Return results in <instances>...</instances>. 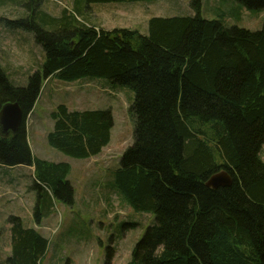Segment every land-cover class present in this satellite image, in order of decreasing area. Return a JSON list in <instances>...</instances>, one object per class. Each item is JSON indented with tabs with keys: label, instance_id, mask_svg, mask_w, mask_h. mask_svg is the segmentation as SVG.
<instances>
[{
	"label": "trees",
	"instance_id": "obj_1",
	"mask_svg": "<svg viewBox=\"0 0 264 264\" xmlns=\"http://www.w3.org/2000/svg\"><path fill=\"white\" fill-rule=\"evenodd\" d=\"M17 1L26 17L0 15V26L33 32L45 57L25 86L0 63V110L18 102L24 112L17 132H0V163L33 167L36 223L50 214L53 198L73 204L75 188L70 163L34 154L27 117L50 76L105 78L135 92L134 140L114 181L133 208L155 215L127 264H264V24L228 26L203 17L201 1L192 0L194 14L151 17L144 34L85 16L93 3L140 0H73V11L60 16L43 8L45 0ZM237 1L264 10V0ZM50 116L48 143L68 155L89 158L111 141L110 108L60 103ZM222 170L233 183L208 186ZM8 221V264H43L49 239L19 215ZM113 257L111 249L106 264Z\"/></svg>",
	"mask_w": 264,
	"mask_h": 264
},
{
	"label": "rangeland",
	"instance_id": "obj_2",
	"mask_svg": "<svg viewBox=\"0 0 264 264\" xmlns=\"http://www.w3.org/2000/svg\"><path fill=\"white\" fill-rule=\"evenodd\" d=\"M192 0H140L93 3L85 15L94 23L100 15L106 29L126 27L147 33L148 21L155 16L195 13ZM205 18L220 19L228 26L258 30L264 24V10H250L237 0H200ZM24 2V0H23ZM197 3V1H196ZM73 0H45L43 8L60 16L64 9L73 11ZM28 11L17 0L0 4V15L10 19L26 17ZM99 14V15H98ZM80 21L85 18L78 15ZM45 53L34 34L23 28L0 26V63L17 85H27L29 77L41 65ZM134 90L105 78L86 77L66 81L57 75L45 80L42 92L28 117L30 145L34 154L50 161H65L72 169L68 179L75 188L73 204L53 198L50 214L36 223L33 189L34 171L29 165L0 163V264H8L11 252V214L22 217L25 225L39 228L49 239L43 264H106L110 250L113 264H127L136 243L155 221L152 212L137 210L127 203L114 181V171L134 140V122L130 106ZM60 103L70 109L110 108L114 116L111 141L102 152L89 158L68 155L48 143L53 128L50 116ZM264 159V145L261 151Z\"/></svg>",
	"mask_w": 264,
	"mask_h": 264
},
{
	"label": "water",
	"instance_id": "obj_3",
	"mask_svg": "<svg viewBox=\"0 0 264 264\" xmlns=\"http://www.w3.org/2000/svg\"><path fill=\"white\" fill-rule=\"evenodd\" d=\"M24 121V112L22 106L18 102L6 103L0 110V132L8 135L17 132ZM233 183L231 175L222 170L213 174L207 185L213 188L220 186H229Z\"/></svg>",
	"mask_w": 264,
	"mask_h": 264
},
{
	"label": "crops",
	"instance_id": "obj_4",
	"mask_svg": "<svg viewBox=\"0 0 264 264\" xmlns=\"http://www.w3.org/2000/svg\"><path fill=\"white\" fill-rule=\"evenodd\" d=\"M99 15V14H98ZM100 17V15L99 16H97V23L98 24H101L103 27H106V25L104 24V23H102V21H101V19L99 18ZM27 128H28V135H29V133H30V131H31V128H30V126H29V124H28V120H27ZM112 131H113V129H112ZM29 141H30V139H29ZM31 142V141H30ZM32 169H33V167H31Z\"/></svg>",
	"mask_w": 264,
	"mask_h": 264
}]
</instances>
